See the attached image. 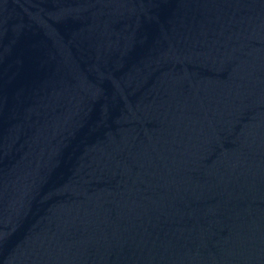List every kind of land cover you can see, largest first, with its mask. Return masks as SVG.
Returning <instances> with one entry per match:
<instances>
[{
	"label": "water",
	"instance_id": "obj_1",
	"mask_svg": "<svg viewBox=\"0 0 264 264\" xmlns=\"http://www.w3.org/2000/svg\"><path fill=\"white\" fill-rule=\"evenodd\" d=\"M0 264H264V0H0Z\"/></svg>",
	"mask_w": 264,
	"mask_h": 264
}]
</instances>
